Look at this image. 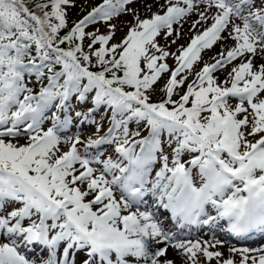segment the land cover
<instances>
[{"label":"snow or ice","instance_id":"snow-or-ice-1","mask_svg":"<svg viewBox=\"0 0 264 264\" xmlns=\"http://www.w3.org/2000/svg\"><path fill=\"white\" fill-rule=\"evenodd\" d=\"M0 264H264V0H0Z\"/></svg>","mask_w":264,"mask_h":264},{"label":"rangeland","instance_id":"rangeland-1","mask_svg":"<svg viewBox=\"0 0 264 264\" xmlns=\"http://www.w3.org/2000/svg\"><path fill=\"white\" fill-rule=\"evenodd\" d=\"M76 13H75V11L73 12V15H75ZM87 130H90L89 128L87 129Z\"/></svg>","mask_w":264,"mask_h":264}]
</instances>
